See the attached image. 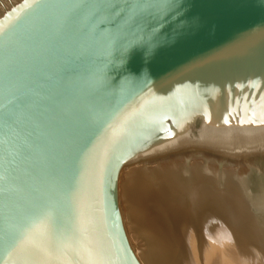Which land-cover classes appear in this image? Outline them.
<instances>
[{"label": "water", "instance_id": "water-1", "mask_svg": "<svg viewBox=\"0 0 264 264\" xmlns=\"http://www.w3.org/2000/svg\"><path fill=\"white\" fill-rule=\"evenodd\" d=\"M153 2L0 0V264H138L121 169L264 136V0Z\"/></svg>", "mask_w": 264, "mask_h": 264}, {"label": "bare ground", "instance_id": "bare-ground-1", "mask_svg": "<svg viewBox=\"0 0 264 264\" xmlns=\"http://www.w3.org/2000/svg\"><path fill=\"white\" fill-rule=\"evenodd\" d=\"M261 143L211 150L251 153ZM194 151L120 171L118 208L138 264H264V174Z\"/></svg>", "mask_w": 264, "mask_h": 264}, {"label": "rangeland", "instance_id": "rangeland-1", "mask_svg": "<svg viewBox=\"0 0 264 264\" xmlns=\"http://www.w3.org/2000/svg\"><path fill=\"white\" fill-rule=\"evenodd\" d=\"M261 145L260 147H258V151L256 152H251V153H246V151L244 150V148L242 147L241 149H233V153H229L228 151H215V150H211L208 148H204V149H200V148H190V147H185L181 150L178 151H167L166 153L160 154V155H153L154 157H149L147 161L150 162H160V160H164L170 156H175V154H178L180 152H189L191 153V151L193 153H195L194 150H197L199 155L207 156L212 158L213 160H215L217 162V164H220L221 167H223V165H237L234 163H239L240 165H242L243 163H245L247 166V169L249 172L252 173V175L255 173H257V177L258 176H262V174H264V143L259 144ZM191 153V154H193ZM196 155V154H194ZM229 162V163H228ZM144 163V162H143ZM147 163V162H146ZM140 163H136L134 164V166H139ZM151 164H146L145 167H148Z\"/></svg>", "mask_w": 264, "mask_h": 264}, {"label": "snow or ice", "instance_id": "snow-or-ice-1", "mask_svg": "<svg viewBox=\"0 0 264 264\" xmlns=\"http://www.w3.org/2000/svg\"><path fill=\"white\" fill-rule=\"evenodd\" d=\"M146 6L157 9L165 18L169 15L180 16L182 14L180 0H154L153 3ZM137 7H145V5H137ZM51 217V211L41 210L39 217L34 222V229L38 231Z\"/></svg>", "mask_w": 264, "mask_h": 264}]
</instances>
